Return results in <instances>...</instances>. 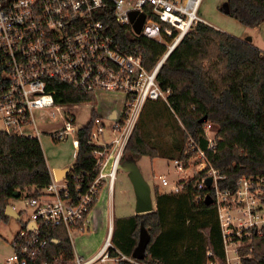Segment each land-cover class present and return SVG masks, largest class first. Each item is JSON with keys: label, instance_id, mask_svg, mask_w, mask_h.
Listing matches in <instances>:
<instances>
[{"label": "built area", "instance_id": "built-area-1", "mask_svg": "<svg viewBox=\"0 0 264 264\" xmlns=\"http://www.w3.org/2000/svg\"><path fill=\"white\" fill-rule=\"evenodd\" d=\"M201 0H0V132L39 140L49 126L53 141L71 138L78 149L75 109L78 104L57 103L56 82H66L85 93H124L120 115H110L105 122L93 117L91 138L105 126L119 132L110 144L96 145L97 174L81 191L74 189L67 176L57 178L50 173V182L37 196L28 198L30 216L22 222L12 240V254L7 264H29L46 241L40 240L43 225L65 233L72 245V256L54 255L43 264H117L119 260L134 261L119 252L111 242V227L100 247L85 253L74 237L90 230V203L112 179L123 148L147 101H167L168 89H162L157 73L170 52L192 26L203 19L198 16ZM129 25L134 35H143L157 43L160 52L151 69L144 67L140 55L127 53L108 32L104 24L108 12ZM135 19L144 14L139 33L134 32L129 15ZM208 149L214 148L216 128L202 123ZM188 147V148H187ZM193 150L187 162L196 171H203L199 189L212 188L221 227L226 264H240L238 248L242 236H250V228L264 226V176H241L236 188H221L218 181L225 176L212 167L205 152L189 140ZM177 170L187 167L183 159L173 160ZM185 168V169H184ZM68 174H71L70 172ZM74 177V175H72ZM211 178V184L205 180ZM162 186L168 179L161 177ZM185 180L174 183L169 191L183 188ZM79 184V183H78ZM93 208V207H92ZM29 225L32 228L29 229ZM211 256V251H207ZM207 264H217L209 259Z\"/></svg>", "mask_w": 264, "mask_h": 264}, {"label": "trees", "instance_id": "trees-1", "mask_svg": "<svg viewBox=\"0 0 264 264\" xmlns=\"http://www.w3.org/2000/svg\"><path fill=\"white\" fill-rule=\"evenodd\" d=\"M247 27L264 23V0H226L223 10ZM108 32L127 53L140 55L145 68L151 69L160 56L157 43L134 35L129 25L121 24L108 12L104 18ZM157 81L168 89L167 101H147L123 148L137 161L163 155L144 136L141 120L151 108L162 106L178 125L180 137L173 146L174 159L186 163L193 150L185 152L191 140L205 152L210 165L225 177L221 188L234 190L241 176H264V52L251 42L232 36L204 21L196 22L182 37L158 70ZM57 103L82 104L94 101L92 93L66 83L56 82ZM206 116L216 128L214 148L208 149L200 119ZM94 117V116H93ZM78 131L74 168L67 177L74 189L85 190L94 180L99 149L88 141L92 119ZM187 147V148H186ZM189 166L188 162L185 164ZM203 171H196L177 192L160 191L154 185L155 207L145 213L113 217L111 242L122 254L131 257L140 228L149 241L142 259L119 260L117 264H207L209 259L226 264L221 227L211 187L199 189ZM74 175V177H72ZM50 182L39 140L0 132V220H6L5 207L25 193L37 196ZM79 183V184H78ZM76 191V190H75ZM98 194L90 203V210ZM238 248L240 264H264V226L250 228ZM16 236V235H15ZM14 236V238H15ZM40 240L45 245L29 264H43L54 255L72 256V245L65 233L43 225ZM211 256H207V251Z\"/></svg>", "mask_w": 264, "mask_h": 264}, {"label": "rangeland", "instance_id": "rangeland-1", "mask_svg": "<svg viewBox=\"0 0 264 264\" xmlns=\"http://www.w3.org/2000/svg\"><path fill=\"white\" fill-rule=\"evenodd\" d=\"M226 6V0H201L198 7V16L206 20L211 26L241 39L251 38L253 45H260L264 50V23L255 26L247 27L239 21L225 13L223 10ZM124 93L103 92L95 93V100L78 104L75 109L76 123L78 126H85L91 117L102 118L105 122L112 112L121 114L124 105ZM141 127L145 138L155 147L159 149L163 155L150 159L143 156L136 161L143 177L151 186L152 194L154 185L160 191L170 190V186L179 181L187 180L193 175L196 168L193 164L189 165L184 171L177 170L173 160L175 152L173 146L179 140V128L174 122V119L162 107L151 108L148 113H145L141 120ZM42 130L46 128L48 131L41 133L39 143L43 150L46 162L49 166L51 174L54 167L58 164L70 162L74 159L75 147L71 144V138L61 141H53L50 138L49 126L40 127ZM95 136L93 144L106 145L110 144L112 139L117 137L119 132L112 131L110 127L105 126L102 133L97 132V126L94 127ZM122 156V154H121ZM128 156L125 152L124 157ZM120 162V161H119ZM120 174H126L125 171L117 168L115 176L112 179L109 189L107 184L101 189L100 201H106L107 210L106 226H98V223L93 219L90 222V230L86 235L89 237L86 243L82 246V251H96L102 240L105 238L108 230L113 228L112 215L120 216L135 213V195L132 184L127 176L124 175V181L121 180ZM164 175L168 179V186L161 185V176ZM154 195V194H153ZM98 199V198H97ZM9 204L19 214V220L14 216H7L6 220H0V264H7V257L12 254V240L19 230L23 221L31 214V208L28 205V199L25 193L15 197L9 201ZM111 204V208L109 205ZM93 215V212L91 216ZM105 222V221H104ZM100 227H102L100 229ZM77 243V237H74ZM79 246V244L77 245ZM87 253H90L89 251Z\"/></svg>", "mask_w": 264, "mask_h": 264}, {"label": "water", "instance_id": "water-1", "mask_svg": "<svg viewBox=\"0 0 264 264\" xmlns=\"http://www.w3.org/2000/svg\"><path fill=\"white\" fill-rule=\"evenodd\" d=\"M226 7V6H225ZM136 11H132L129 15L130 22L132 23V28L134 32L139 33L141 30V26L144 20V14H139L135 19ZM247 42L251 41L250 37L244 39ZM115 117V112H112L110 118ZM207 120L206 116H203L200 119V122H205ZM75 164H71L66 167L56 168L53 172L57 178H63L68 175L69 172L74 168ZM117 168L125 171L131 184L133 187L134 195H135V213H145L152 211L154 209L153 206V196L152 190L149 183L143 177L136 160L131 154L125 156L118 164ZM207 186L211 184V178H207L205 180ZM19 192H14L13 197H18ZM5 215L14 216L19 220L20 216L15 211V209L8 204L4 210ZM32 228V225H29V229ZM149 241V235L146 229L141 226L138 242L131 253V257L134 259H142L146 255V246Z\"/></svg>", "mask_w": 264, "mask_h": 264}, {"label": "crops", "instance_id": "crops-1", "mask_svg": "<svg viewBox=\"0 0 264 264\" xmlns=\"http://www.w3.org/2000/svg\"><path fill=\"white\" fill-rule=\"evenodd\" d=\"M203 19V18H202ZM203 21L204 22H206V23H208L206 20H204L203 19ZM209 24V23H208ZM217 28V27H216ZM255 46H257L261 51H263L264 52V50L260 47V45L258 46V45H255ZM76 152H77V149H75V153H74V159H75V155H76ZM74 159L72 160V161H70V162H65V163H61V164H58V165H56V166H53L54 167V170L56 169V168H62V167H66V166H69V165H71V164H73L74 163ZM140 159V158H139ZM138 159V160H139ZM48 165V164H47ZM49 167V166H48ZM53 170V171H54ZM51 173V172H50ZM53 174H54V172H53ZM124 175H126V174H120L119 176L121 177V180L122 181H124ZM161 177H165L164 175H162ZM164 191H167V190H164ZM101 192V191H100ZM100 192H99V195H100ZM99 195H98V199H97V201H96V203L94 204V206H93V208H92V211H91V213H90V218H91V220H95L97 223H98V226L100 225V226H106V220H104V218H106V214L108 213L107 212V210H109L107 207H106V201H100V197H99ZM152 196H153V194H152ZM153 198V206L155 207V201H154V197H152ZM109 207L111 208V204L109 205ZM92 212H93V215L91 216V214H92ZM133 214V213H132ZM127 215H130V214H127ZM113 217L114 216H116V215H112ZM120 216H125V215H120ZM113 217H112V223H113ZM105 221V222H104ZM102 227H100V229L102 228ZM89 233V232H88ZM87 233V234H88ZM14 238V237H13ZM89 237L85 234L84 236H82V237H79V238H77V244L76 245H78L79 244V249L82 251V246L81 245H84L85 243H86V240L88 239ZM104 240V239H103ZM102 240V241H103ZM99 243H100V240L98 241V246H97V248H96V250L100 247V245H99ZM102 243V242H101ZM89 252H92V250H88ZM88 251H84L85 253H87Z\"/></svg>", "mask_w": 264, "mask_h": 264}]
</instances>
